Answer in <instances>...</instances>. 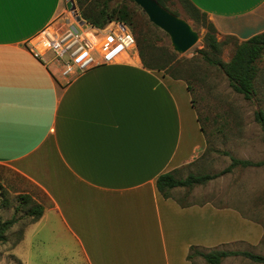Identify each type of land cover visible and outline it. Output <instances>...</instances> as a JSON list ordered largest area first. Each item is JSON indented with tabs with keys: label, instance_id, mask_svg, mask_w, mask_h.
<instances>
[{
	"label": "crops",
	"instance_id": "crops-1",
	"mask_svg": "<svg viewBox=\"0 0 264 264\" xmlns=\"http://www.w3.org/2000/svg\"><path fill=\"white\" fill-rule=\"evenodd\" d=\"M189 1L206 14L219 40L241 42L264 32V0ZM69 4L5 5L0 167L40 192L42 199L30 196L43 213L3 247V257L18 260L15 248L26 241L33 248L36 239L44 256L50 248L63 264H195L186 257L191 245L223 249L245 242L241 231L228 229L227 219L250 225L237 206L182 205L173 191L184 187L171 189L169 197L156 187L163 173H192L207 144L185 80L144 67L136 48L66 77L50 53L33 54L35 35L65 21Z\"/></svg>",
	"mask_w": 264,
	"mask_h": 264
},
{
	"label": "rangeland",
	"instance_id": "rangeland-1",
	"mask_svg": "<svg viewBox=\"0 0 264 264\" xmlns=\"http://www.w3.org/2000/svg\"><path fill=\"white\" fill-rule=\"evenodd\" d=\"M68 2L71 12H67L65 21L56 20L58 25H62V22L66 24L77 22L78 16L81 18L82 9L98 8L104 2H107L108 10L126 6L130 18L125 24L131 30L134 39L145 38L151 44L154 53L160 56V61L171 58L167 63L169 70L187 78L207 139L203 153L192 163L188 172L217 173L230 163L231 157L263 162L259 166H237L231 172L209 180L203 185H195L191 189H175L173 195L182 204L211 201L214 204L237 206L242 217L246 218L250 222L247 224L250 225L249 227L246 223L234 225L231 219H227L228 229L232 227L237 235L241 231L240 235L246 237V240L228 243L221 248L248 250L264 256V131L255 117L258 110L264 112V52L256 61L255 93L250 99H246L232 89L221 68L210 65L203 59L200 49L204 47L202 38L205 30L200 23L186 14L179 0H167L164 8L188 22L198 35L195 44L185 52L175 51L168 34L151 23L145 12L133 0H81L80 4L77 0ZM234 51V39H227L217 56L227 62ZM185 109H189L186 104ZM0 184V218L3 220L13 216L17 218V222L6 233V245L0 242V264H19L18 261L22 264H63L57 251L52 250V253H49L50 248L46 249L45 257L43 243L36 239L33 240V248L27 247L28 241L15 248L14 254L18 260L12 258L9 253L6 258L3 257V247H10L15 243L30 221V217L25 215L19 196L29 194L39 199L42 197L25 179L2 167ZM17 206L21 210L15 212ZM70 253L72 252H67V255ZM193 260L195 264L204 262L201 257H195ZM222 264L262 263L237 255L226 258Z\"/></svg>",
	"mask_w": 264,
	"mask_h": 264
},
{
	"label": "trees",
	"instance_id": "trees-1",
	"mask_svg": "<svg viewBox=\"0 0 264 264\" xmlns=\"http://www.w3.org/2000/svg\"><path fill=\"white\" fill-rule=\"evenodd\" d=\"M81 3V0H77ZM167 0H157V2L164 7ZM182 8L186 14L189 15L195 22L200 23L205 32L203 35L204 47L200 49L203 59L210 65L218 66L226 75L232 89L240 93L246 99H250L255 93L254 80L257 74L256 61L264 52V32L256 34L247 40L239 42L232 36H224L221 40L217 39V31L214 25L207 19L205 13L201 12L189 0H179ZM129 11L126 6L118 9L108 10L107 2L100 7H92L82 9L81 18L95 26H103L108 21L115 20L123 23L129 22ZM227 39H234L235 51L231 58L225 62L217 55L220 54L223 45ZM136 49L141 58L144 67L149 69L162 70L169 74L172 78L183 79L187 82L188 90L191 91V86L188 84L187 78L182 75L169 70L167 63L169 59H159L151 44L145 38H136ZM165 53V52H162ZM157 55V56H156ZM165 56L164 54H161ZM168 70V71H167ZM256 119L260 122L264 131V112L258 110L255 113ZM203 129V128H202ZM263 162H253L248 159H240L231 157L230 163L217 173L193 174L189 173L186 177H177L174 172H166L161 174L156 179V187L158 191L164 196L169 197L171 189L175 187H184L191 189L195 185H203L209 180H212L220 175L231 172L235 167L259 166ZM1 188V184H0ZM20 203L22 204L25 215L30 217L29 222L36 221L43 213V206L35 202L29 194L19 196ZM181 204V203H180ZM183 205V204H182ZM26 207V208H25ZM21 210L18 206L15 212ZM17 222L15 216L3 220L0 218V242L6 240V233ZM22 234H20L19 239ZM244 256L254 262L264 264V256L252 253L248 250H227L218 248H199L198 246L191 245L187 253V259L192 260L195 257H201L205 264H220L222 260L229 256Z\"/></svg>",
	"mask_w": 264,
	"mask_h": 264
},
{
	"label": "built area",
	"instance_id": "built-area-1",
	"mask_svg": "<svg viewBox=\"0 0 264 264\" xmlns=\"http://www.w3.org/2000/svg\"><path fill=\"white\" fill-rule=\"evenodd\" d=\"M33 54L50 60L64 77L113 63L125 52L135 49L134 36L127 24L111 20L95 26L79 18L69 24L45 26L35 37Z\"/></svg>",
	"mask_w": 264,
	"mask_h": 264
},
{
	"label": "water",
	"instance_id": "water-1",
	"mask_svg": "<svg viewBox=\"0 0 264 264\" xmlns=\"http://www.w3.org/2000/svg\"><path fill=\"white\" fill-rule=\"evenodd\" d=\"M133 1L141 7L151 23L168 34L175 51L185 52L197 41L198 35L188 22L166 10L157 0Z\"/></svg>",
	"mask_w": 264,
	"mask_h": 264
},
{
	"label": "snow or ice",
	"instance_id": "snow-or-ice-1",
	"mask_svg": "<svg viewBox=\"0 0 264 264\" xmlns=\"http://www.w3.org/2000/svg\"><path fill=\"white\" fill-rule=\"evenodd\" d=\"M35 2L36 0H0V33L3 32L4 27H5V5L6 4L27 6Z\"/></svg>",
	"mask_w": 264,
	"mask_h": 264
}]
</instances>
